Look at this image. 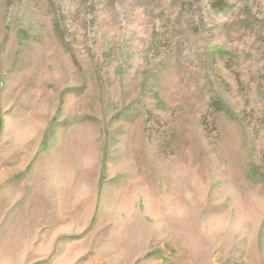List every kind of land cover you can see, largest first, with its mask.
Instances as JSON below:
<instances>
[{
  "label": "rangeland",
  "instance_id": "obj_1",
  "mask_svg": "<svg viewBox=\"0 0 264 264\" xmlns=\"http://www.w3.org/2000/svg\"><path fill=\"white\" fill-rule=\"evenodd\" d=\"M0 264H264V0H0Z\"/></svg>",
  "mask_w": 264,
  "mask_h": 264
}]
</instances>
